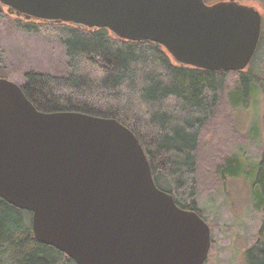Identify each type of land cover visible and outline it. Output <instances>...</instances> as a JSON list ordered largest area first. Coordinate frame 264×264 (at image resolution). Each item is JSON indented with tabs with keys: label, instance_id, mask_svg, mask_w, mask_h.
Returning <instances> with one entry per match:
<instances>
[{
	"label": "water",
	"instance_id": "95a60500",
	"mask_svg": "<svg viewBox=\"0 0 264 264\" xmlns=\"http://www.w3.org/2000/svg\"><path fill=\"white\" fill-rule=\"evenodd\" d=\"M11 14L108 28L163 45L178 63L245 70L262 15L237 0H0ZM0 197L32 212L40 242L76 264H205L210 224L154 180L136 134L115 118L42 112L0 78Z\"/></svg>",
	"mask_w": 264,
	"mask_h": 264
},
{
	"label": "trees",
	"instance_id": "16d2710c",
	"mask_svg": "<svg viewBox=\"0 0 264 264\" xmlns=\"http://www.w3.org/2000/svg\"><path fill=\"white\" fill-rule=\"evenodd\" d=\"M237 1L260 2L264 7V0ZM12 15L0 11V18L55 38L66 48L65 72L24 73L21 86L37 109L119 120L141 142L157 186L181 208L195 210L206 220L197 204L203 181L210 179L205 183L211 185L217 179L248 174L237 153L222 155L220 148L233 137L228 132H234L226 105L239 107L247 98L254 80L250 66L240 72L202 69L178 63L157 42L122 39L108 28ZM263 49L264 32L252 63ZM221 132L225 134L221 142L206 139L207 134L215 138ZM257 169L254 207L264 215V156ZM246 260L264 264V222L246 250ZM68 263L76 264L37 240L32 212L0 197V264Z\"/></svg>",
	"mask_w": 264,
	"mask_h": 264
},
{
	"label": "rangeland",
	"instance_id": "374dc122",
	"mask_svg": "<svg viewBox=\"0 0 264 264\" xmlns=\"http://www.w3.org/2000/svg\"><path fill=\"white\" fill-rule=\"evenodd\" d=\"M241 3L253 5L264 14L260 2ZM1 10L3 15L9 13L0 3ZM66 61V48L59 40L27 32L5 16L0 18V78L21 85L26 71L63 73L67 69ZM251 63L248 67L254 80L250 82L247 98L239 107L226 105L225 115L234 132H228L233 137L220 148L222 155L237 153L249 176L217 179L211 185L205 183L210 179L203 181L197 204L212 232V246L205 264H247L246 250L264 222L263 213L254 207L253 196V180L264 156V49ZM224 136V132L215 138L207 134L206 139L221 142Z\"/></svg>",
	"mask_w": 264,
	"mask_h": 264
},
{
	"label": "flooded vegetation",
	"instance_id": "af4514ba",
	"mask_svg": "<svg viewBox=\"0 0 264 264\" xmlns=\"http://www.w3.org/2000/svg\"><path fill=\"white\" fill-rule=\"evenodd\" d=\"M259 11H260V10H259ZM260 13H261V15H262V31H261V36H262V34H263V32H264V27H263L264 14H263L261 11H260ZM261 36H260V39H259L258 45H259V43H260ZM257 48H258V46H257ZM256 51H257V49H256ZM256 51H255V53H256ZM254 56H255V54H254ZM254 56H253V58H254ZM253 58H252V60H253Z\"/></svg>",
	"mask_w": 264,
	"mask_h": 264
}]
</instances>
